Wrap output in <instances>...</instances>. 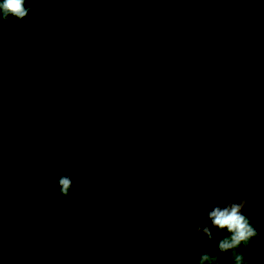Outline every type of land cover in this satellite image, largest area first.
Masks as SVG:
<instances>
[{
    "label": "trees",
    "instance_id": "1",
    "mask_svg": "<svg viewBox=\"0 0 264 264\" xmlns=\"http://www.w3.org/2000/svg\"><path fill=\"white\" fill-rule=\"evenodd\" d=\"M110 70L157 96L171 92L176 74L202 86L198 108L211 125L244 117L264 126V0H0V209L26 206L57 225L53 236L45 229L24 238L44 264H140L184 212L218 190L215 181L227 186L225 171L230 184L253 164L242 149L225 157L234 167L221 170L120 159L81 184L57 187L59 170L31 160L54 140L55 114L39 92L55 75ZM112 173L110 184L126 185L110 189ZM12 183H28L24 200ZM129 189L140 191L134 208L125 204ZM236 220L238 232L235 224L210 233L182 264H264L259 234L228 248L243 232L264 229V211ZM8 230L18 244V228ZM96 236L117 242L100 245Z\"/></svg>",
    "mask_w": 264,
    "mask_h": 264
},
{
    "label": "water",
    "instance_id": "2",
    "mask_svg": "<svg viewBox=\"0 0 264 264\" xmlns=\"http://www.w3.org/2000/svg\"><path fill=\"white\" fill-rule=\"evenodd\" d=\"M61 93L68 98L73 96L69 89L62 90ZM117 97L119 98V96ZM75 98L78 101L83 125L79 127L77 132L63 129L56 136L62 140L66 138L69 146H78L81 149L76 164L83 174H94L99 169L98 165L102 155L114 146L136 145L146 147V145H150L159 157L169 161L184 151L193 153L199 150L202 145L218 151L225 149L229 136L237 128L242 129V127L245 128V143L252 148L264 149V142L250 141V124L244 119L234 120L223 131L221 139L223 142L221 141L220 144H212L207 138L199 139L196 142L187 140L167 141L166 135L163 133L165 124L169 122L170 117L177 115V113L164 112L161 114L160 110L156 109V111L154 108L149 112L151 119L148 122L145 107L153 103L158 104L154 100H150L147 104L137 108V111H141L142 116L139 115L135 118L132 109H129L128 111L131 112L124 117L128 120V117L131 118L132 115L133 119L142 122L144 127L138 133L129 126V121L124 126L126 131L125 129L119 132L115 131L116 124L119 125L116 122L118 120L116 117L120 114L119 106L118 104L117 107L116 104H106H110L113 97H109L105 102L102 100L99 103L92 102L87 107H83L79 102L80 96ZM115 101L118 103L119 99H115ZM124 137L126 138L124 139ZM171 142L176 144L172 148H166ZM69 163L67 161L66 165L69 166ZM263 172L264 156L262 161L252 168L248 180H240L220 188L184 212L140 264H181L201 240L214 231L219 232V228L224 224L256 211H264V175H261ZM81 183L83 181L79 184ZM0 248L16 254L30 264H44L29 253L4 242L2 239H0Z\"/></svg>",
    "mask_w": 264,
    "mask_h": 264
},
{
    "label": "rangeland",
    "instance_id": "3",
    "mask_svg": "<svg viewBox=\"0 0 264 264\" xmlns=\"http://www.w3.org/2000/svg\"><path fill=\"white\" fill-rule=\"evenodd\" d=\"M174 84L171 87V95H168L166 97L164 96H157L154 97L152 95L146 94L147 92H150V87L148 86H142L140 89H138L135 86H131L123 80V78L115 71H105L101 74L97 73H86L82 77L74 78V80H70L66 77H63L62 75H55L53 78V84L51 89L49 90H42L39 92V96L43 97L45 100H47L51 104V109L55 112V115H53L54 119V127H53V135L56 140H58V145L53 148L52 151L46 153L42 157L33 156L31 160L41 163V164H52L56 169L60 172V179L58 181L57 187H65L69 184L73 183H80L84 182V179L88 174H83L79 171L78 165L76 164L77 157L81 154V149L77 147H71L68 145V141L66 138L64 140L58 138L56 135L60 133L63 129H69L70 132H74V130L77 132L79 127L83 125L82 117L80 116V110L78 101L75 97L80 96V101L83 107H87L90 105V103H99L101 100L103 102L107 101L109 97H113L110 100V104L106 103L107 105L111 104H117L120 107V114L116 117L118 120L116 121L119 123V125L116 124L115 131H123L125 128L124 126L127 124V122L134 120L132 115L131 118L128 117V120H126L124 117L125 115L129 114L131 111H128L129 109H132L133 116L137 118L139 115L142 116L141 111H137V108L140 105L147 104L148 101L154 100L158 103H164L165 102H171L174 97L187 100V99H193V106L194 109H191L188 111L182 112V114L178 116H172L169 119V125L164 127L163 133L167 135L172 140H192L195 139L197 136H204V133L207 132L206 126L200 121V119L197 116L196 111V98H199L197 96H200L202 93V87L201 86H194L188 88L181 79L174 74ZM70 80V81H69ZM69 89L72 91V95L70 98L65 96L63 93H61L62 90ZM119 96V98L117 97ZM115 99H119L118 103L115 101ZM76 100V101H75ZM104 105V104H103ZM105 105V106H107ZM215 108V107H214ZM128 111V112H127ZM158 118V117H157ZM136 123H131V125H134V128L136 129V132L140 133L144 127L141 121H138L136 119ZM207 134V133H206ZM183 155L179 158L171 161H165L164 159H161V164L169 166L171 165H182L183 163L188 162L185 161L186 158L189 157V154L182 153ZM35 155V154H34ZM155 158H160L158 154L152 149L150 145H146V147H138L136 145L134 146H114L108 150L107 153L102 155L100 164L98 165V168L103 166L105 163H108L110 161H116V160H149L153 161ZM67 161H69V166L66 165ZM195 171L201 172L202 170L199 168H195ZM121 176L124 180L128 179V176L126 173H122ZM118 177V175H117ZM117 177H114L113 173L108 177L109 178V185L110 189H116L119 187V189L124 185H126L127 182H123V184L120 186V184L115 185L113 183L110 184V182L117 179ZM158 178H161L160 176H156ZM138 178H133L131 181H138ZM129 182V181H128ZM154 183V182H153ZM152 184L151 188H155L156 184ZM150 184V185H151ZM12 187L15 189V192L19 194L24 200L25 198V192L29 190L28 183H12ZM169 190H176L175 187H167ZM35 189H32L30 191H34ZM182 190V186H179V191ZM139 193L140 191L138 189H129L125 191L126 195V205L128 207L134 208V206L139 202ZM61 207V206H60ZM59 207V208H60ZM43 211V210H40ZM37 211L35 210H28L26 206L16 205V204H8L0 209V237L5 238L6 240H13L12 234L9 233L10 226L15 231L16 228H18V233L21 238H18L20 243H25V236L31 234L33 231L35 237L41 238L42 233L41 231L46 229V232L48 234V231L53 236L54 230H57V225L50 226L52 222L48 221V215H46V218L42 215H35ZM111 212H115L114 207L112 208ZM43 214H46L45 212ZM113 220V219H111ZM235 222V219L233 220ZM233 223L228 222L221 226V228H231L232 225H235ZM236 230L237 232L240 230V225L236 221ZM6 227V228H5ZM14 227V228H13ZM257 229V230H250L249 232H243V234L240 237H237V239L234 242H231L229 244V247H232L234 243L239 240L240 238H245L247 236H250L252 234H259L264 238V229ZM12 230V231H13ZM48 230V231H47ZM221 231V230H220ZM236 232V231H235ZM36 233V234H35ZM217 233V232H216ZM65 233L63 234V236ZM63 236L59 239L64 240ZM96 242L100 245L109 243L111 245H115L117 242L116 238H99L96 236ZM69 240H72L69 238ZM71 245H73V241H70ZM55 247L58 246V242H55ZM93 254V252H90ZM106 254H110L108 251H106ZM0 264H11L8 261H4L0 259Z\"/></svg>",
    "mask_w": 264,
    "mask_h": 264
},
{
    "label": "flooded vegetation",
    "instance_id": "4",
    "mask_svg": "<svg viewBox=\"0 0 264 264\" xmlns=\"http://www.w3.org/2000/svg\"><path fill=\"white\" fill-rule=\"evenodd\" d=\"M120 76L122 78H124L122 75H120ZM180 79L182 81V78H180ZM70 80H74V79H70ZM125 83H127V84H129L131 86H135L138 89L141 88L140 86H138L136 84L134 85V84L129 83L127 81ZM194 86L196 87V85H191V86H187V87L190 88V87H194ZM146 94L152 95L154 97H157V95H153V92H147ZM165 95L166 96L171 95V92H169L168 94H165ZM201 95H202V93H201ZM201 95L200 96H197L199 98H196L197 99V101H196V103H197L196 104V111H197L198 118L206 126V129H207V132L206 133L207 134L204 133V136H197L195 139L187 140V141L196 142L199 139L207 138L209 140V142L212 143V144H220L221 141H222L221 139H222L223 131L234 120L244 119L245 121H247L250 124V128H251L250 141L251 142H254L255 141V142H259V143L260 142H264V126H261V125L260 126H257L250 119H247V118H244V117H238V118H235L232 121H230L226 126L224 125L222 128L217 127V126H214V125H211L208 121H205L204 118H203V115H202V112H201L200 108H198V106H199V99H200ZM166 96H164V97H166ZM192 98L193 99H187V100L184 101L182 99H179V98L174 97L173 100H175V101H184V102H188V103L191 102V104H193L194 97H192ZM45 102L49 103L47 100H45ZM49 105H50V108H51V104L50 103H49ZM193 109H194V106H193ZM119 110H121L120 107H119ZM54 114H55V112H54ZM135 121H136V119H134V120H132V121L129 122V126H131V128H133L134 131H136V129L134 128V125H131V123H133V122L136 123ZM53 127H54V125H53ZM52 128H51V132L53 131ZM244 133H245V128L244 127H242V129L241 128H237L229 136V138H228V144L226 145V148L225 149H222V150H219V151L218 150H215V149H212V148H209L207 146H203V145L199 148V150H197V151H195L193 153L189 151L187 153V154H189V157L185 159V161L188 160V162L183 163V164H188L191 161H193V163H200L202 166H203V163L205 165H207V166L210 165V167L212 169H215L216 166H217L219 168V170H221L222 167H227V165L230 166V167H228L229 169H232L234 167V164L230 165L231 163H228V161H226L225 157H227V155L229 153H232V152H234V153L237 154L242 149V152H243L242 157L245 159L244 162H246V163L247 162H253L252 166L250 167L249 173L244 175V176H246L245 177L246 179L245 178L242 179V180H248L249 177H250V175H251L252 168L254 166L258 165L262 161L263 156H264V149H256V148H252V147L248 146L245 143V141H244V135H245ZM56 139L57 138L54 137V140L51 141L52 144L50 145V147H48V150L43 151V154H40L39 156L37 154H35V156L37 155L38 157H42L46 153L52 151L53 148L58 145V140H56ZM183 153H186V152L184 151ZM182 155L183 154L178 155L177 157H175L174 159H171V160H175V159L179 158ZM157 159L161 160L162 158L160 157V158H157ZM171 160H169V161H171ZM161 162H162V160H161ZM228 172L229 171H225V173L222 175V177L225 178V180L227 182L226 185L229 184L228 183L229 182V178L227 176L228 175ZM261 175H264V172ZM235 182H237V181H235ZM57 183H58V180L56 181L55 185ZM232 183H234V182H231L230 184H232ZM215 184L217 186L216 189H220L222 187V186L219 185V182L218 181H215ZM236 221H237L236 219H235V222L233 221L234 224H236ZM257 229H260V227L259 228L252 229V230H257ZM2 240L4 242H6V243H9V244L13 245L14 247H16V248H18V249H20V250H22L24 252L29 253L30 255H32L33 257H35L36 259L41 260L38 257H36V255L34 253H31L28 250V246L25 243H21V245H20V242L17 244L14 240H6L5 238H2ZM0 249H1L0 250V259L1 260L8 261L11 264H30L28 261H25L24 259L20 258L16 254H12V253L8 252L6 249H4V248H0Z\"/></svg>",
    "mask_w": 264,
    "mask_h": 264
},
{
    "label": "bare ground",
    "instance_id": "5",
    "mask_svg": "<svg viewBox=\"0 0 264 264\" xmlns=\"http://www.w3.org/2000/svg\"><path fill=\"white\" fill-rule=\"evenodd\" d=\"M154 108H155V110L156 109L160 110L161 114L164 112H168L170 114L177 113V115H175V116H178V115L182 114V112H184V111L189 112V110L193 109V104H191V102L188 103V102H184V101H175V100H172L171 102H165V104L164 103L150 104V105H148V107H145V112L147 113V116H148V119H147L148 122L151 119L149 112L154 110ZM168 125H169V122H167L165 124V127ZM125 131H126V129H125ZM125 138L126 137H124V139ZM166 139H167V141H174L171 138H169L167 135H166ZM175 144H176L175 142H171L168 146H166V148H168V149L172 148Z\"/></svg>",
    "mask_w": 264,
    "mask_h": 264
},
{
    "label": "clouds",
    "instance_id": "6",
    "mask_svg": "<svg viewBox=\"0 0 264 264\" xmlns=\"http://www.w3.org/2000/svg\"><path fill=\"white\" fill-rule=\"evenodd\" d=\"M232 222H233V221H232ZM232 222H231V223H232ZM220 230H221V229H220ZM167 232H168V231H167ZM167 232H166V233H167ZM214 232H215V231H214ZM162 238H163V237H162ZM162 238H161V239H162ZM161 239H159V241H160ZM157 243H158V242H157ZM157 243H156V244H157ZM156 244H155V245H156ZM155 245H154V246H155ZM152 249H153V248H152ZM152 249H151V250H152ZM148 254H149V253H148ZM147 256H148V255H147ZM147 256H146V257H147ZM181 264H182V263H181Z\"/></svg>",
    "mask_w": 264,
    "mask_h": 264
}]
</instances>
